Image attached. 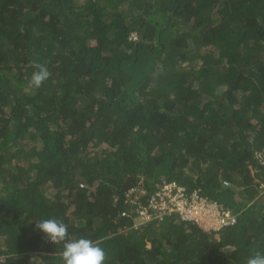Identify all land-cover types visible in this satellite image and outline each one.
Wrapping results in <instances>:
<instances>
[{
	"label": "trees",
	"instance_id": "16d2710c",
	"mask_svg": "<svg viewBox=\"0 0 264 264\" xmlns=\"http://www.w3.org/2000/svg\"><path fill=\"white\" fill-rule=\"evenodd\" d=\"M263 151L264 0H0V264H64L35 229L49 218L104 264H247ZM164 181L236 223L142 219L126 192Z\"/></svg>",
	"mask_w": 264,
	"mask_h": 264
},
{
	"label": "built area",
	"instance_id": "2783aa9c",
	"mask_svg": "<svg viewBox=\"0 0 264 264\" xmlns=\"http://www.w3.org/2000/svg\"><path fill=\"white\" fill-rule=\"evenodd\" d=\"M133 39L137 37L133 35ZM257 156L264 161V151ZM125 198L138 206L136 212L145 220L177 214L182 221L192 222L212 232H219L236 223V216L222 204L201 196L197 190L189 191L175 181L158 184L156 192L146 202L139 201L136 188L128 190Z\"/></svg>",
	"mask_w": 264,
	"mask_h": 264
},
{
	"label": "clouds",
	"instance_id": "9594fccd",
	"mask_svg": "<svg viewBox=\"0 0 264 264\" xmlns=\"http://www.w3.org/2000/svg\"><path fill=\"white\" fill-rule=\"evenodd\" d=\"M35 68L29 80V87L39 89L50 78L51 73L43 64H36ZM35 229L55 245L63 242L61 256L64 264H104L106 260L105 250L100 247L99 242L87 238L69 239L67 225L58 219L35 221ZM247 264H264V253L257 252L250 256Z\"/></svg>",
	"mask_w": 264,
	"mask_h": 264
}]
</instances>
